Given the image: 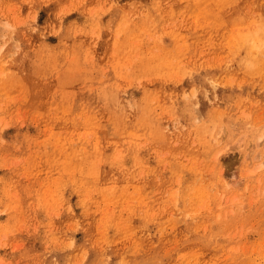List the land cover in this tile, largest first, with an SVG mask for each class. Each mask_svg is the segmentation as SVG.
Wrapping results in <instances>:
<instances>
[{
	"label": "rangeland",
	"instance_id": "374dc122",
	"mask_svg": "<svg viewBox=\"0 0 264 264\" xmlns=\"http://www.w3.org/2000/svg\"><path fill=\"white\" fill-rule=\"evenodd\" d=\"M0 264H264V0H0Z\"/></svg>",
	"mask_w": 264,
	"mask_h": 264
}]
</instances>
